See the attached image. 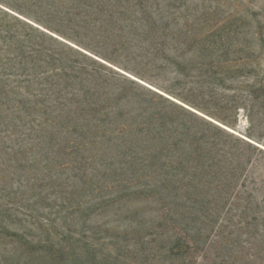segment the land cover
I'll return each instance as SVG.
<instances>
[{
  "label": "rangeland",
  "instance_id": "1",
  "mask_svg": "<svg viewBox=\"0 0 264 264\" xmlns=\"http://www.w3.org/2000/svg\"><path fill=\"white\" fill-rule=\"evenodd\" d=\"M73 7L88 33L54 14ZM99 28L117 48L93 37ZM60 57L95 71L97 97L79 95L83 71L54 79L61 91L38 90ZM130 81L218 126L228 118L236 127L226 129L251 141L247 110L264 98V0H0V264H264V155L245 150L253 166L237 177L215 155L204 161L215 176L193 172L179 137L214 131ZM234 98L235 119L224 109ZM154 110L181 126L158 155L140 131H108Z\"/></svg>",
  "mask_w": 264,
  "mask_h": 264
},
{
  "label": "trees",
  "instance_id": "2",
  "mask_svg": "<svg viewBox=\"0 0 264 264\" xmlns=\"http://www.w3.org/2000/svg\"><path fill=\"white\" fill-rule=\"evenodd\" d=\"M58 18L63 20L65 24L67 25H72L74 30H76L78 33L81 32H87L90 31V24L89 20H84L82 17H79V14L76 13L75 7H73L72 11L67 14V12H60V13H54ZM99 33L97 35H93L94 38H102V42L106 44V42L112 43L109 44V46L112 49H115L118 47V44L116 43V40H114V36L106 32V30H102V28H99ZM92 30V29H91ZM96 30V29H95ZM42 35L58 46L65 47L67 50H69L71 53L76 54L77 56H81L82 58H85L86 60L91 61L95 66H97L99 69L106 68L103 64L98 62L97 60L91 59V57L87 56L86 54L73 49L67 45H65L63 42L53 38L52 36L41 32ZM57 34L60 36L64 37V34L61 32L56 31ZM66 37V36H65ZM75 64V63H74ZM50 65L52 67V71L47 73L48 76L46 78H43V82H47L48 88H42L41 85L43 83H39V88L38 90L41 91H51L57 88L58 91H61L63 87L62 83L55 81L54 79H58L61 82H63L66 78H71L72 72L75 71H83L82 73L86 74V78H84L87 81L88 87L85 88L82 93L79 95H84L85 96H91V97H97L98 94L96 93V86L98 82L102 83V81H99L96 76L95 71L93 72H88L86 68H83V66L79 65H71V61H68L65 58H54L53 60L50 61ZM45 74V73H44ZM178 79L177 77H175ZM50 80V83H48ZM133 85L138 86L139 84L135 81H130ZM44 86V85H43ZM138 88L146 91L148 94L153 95L154 97L158 98L159 100L167 103L175 112H179L180 115L188 116L189 122H194L196 124H202L205 126V128H210L214 132L210 133L207 132L205 135H200L199 132L197 131H192L190 128L187 127L188 129V137L189 141L186 142L183 139L179 137V140L177 144H181L183 146V150L186 151V153L190 156V159L188 163H190L189 168L193 170V172H197L198 170L202 169L201 171H207L205 174L208 176L214 175L212 172L209 173V171H212V167L209 165H205L204 161L209 158V156H219L220 158H224L230 161L231 167H230V173L234 177H237L239 170L241 171V174L247 170L248 168H252V163H253V158L252 162L250 158H246L247 155L245 153V150H249L252 152L253 155H255L256 159L264 155V150L258 147L255 143L258 141H261L259 137L254 136V131L258 129L256 128V122H259V126H261V123L264 122V98L259 104V107L256 109L257 111L255 112V108L252 106L247 110L248 115V132H247V138L251 141L244 140L242 138L237 137L233 133L229 132L226 128L230 129H235L236 125L234 122H229L227 120L228 118H219V121L221 123L220 126L205 120L198 116L196 113L190 111L189 109L185 108L183 105L178 104L168 97L151 90L149 88L143 87L141 85L138 86ZM163 89V92L168 94L169 96L176 98L178 100L183 101L189 106L196 107L198 108L194 103L186 100L185 98H182L181 96L176 95L174 92L168 89ZM200 90V86L197 84L192 88L193 92H198ZM37 92H33V94H36ZM71 95V94H67ZM78 95H75V97ZM79 97V96H78ZM236 99H233L232 103H229L224 106V109L226 112L230 113L229 117H237L238 112H239V106L235 102ZM87 105L84 109V111H89V104ZM75 108H78L75 106ZM74 108V109H75ZM47 109V107H46ZM246 111V108H243ZM133 118H126L124 120L123 124L116 125L115 129L111 127L110 130H108L110 133L117 132L120 136L129 133L132 136H136V138H139L140 133L144 143L147 146H151L150 148L152 149L153 155L157 154L158 151H160L161 147L164 146V144L168 143L169 140L175 139V132L180 128L181 126L179 124L175 125L174 122L168 123L166 121V115L162 116V113L160 111L154 110L152 115L148 116H141L140 117V124H132ZM137 118V117H136ZM135 119V118H134ZM138 119V118H137ZM136 121V120H135ZM144 126L147 130V132L141 133V130H138L140 126ZM170 126V128H169ZM185 126V125H184ZM186 128V126H185ZM253 133V134H252ZM229 142H233L232 145H229ZM255 142V143H254ZM244 150V151H243ZM211 159V158H209ZM246 166V168H245ZM251 166V167H250ZM240 174V175H241ZM215 176V175H214ZM233 180V179H232ZM235 180V179H234Z\"/></svg>",
  "mask_w": 264,
  "mask_h": 264
},
{
  "label": "water",
  "instance_id": "3",
  "mask_svg": "<svg viewBox=\"0 0 264 264\" xmlns=\"http://www.w3.org/2000/svg\"><path fill=\"white\" fill-rule=\"evenodd\" d=\"M228 131H230V130H228Z\"/></svg>",
  "mask_w": 264,
  "mask_h": 264
}]
</instances>
